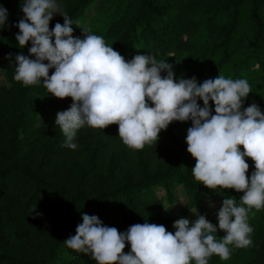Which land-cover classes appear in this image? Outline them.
I'll list each match as a JSON object with an SVG mask.
<instances>
[{"label": "trees", "instance_id": "obj_1", "mask_svg": "<svg viewBox=\"0 0 264 264\" xmlns=\"http://www.w3.org/2000/svg\"><path fill=\"white\" fill-rule=\"evenodd\" d=\"M23 2L0 0L8 11L7 26L0 28V58L12 54L3 71L6 85H0V264H97L90 253L64 243L83 214L119 232L148 222L174 233L173 222L181 217L194 221L198 213L218 225L223 199L240 204L242 192L208 189L192 175L195 160L185 143L191 121L171 122L142 150L125 146L115 124L85 125L73 140L78 148L66 147L55 116L69 108L71 98L53 97L42 82L24 86L14 79L15 56L29 55L31 47L28 42L20 48L15 39ZM56 2L62 11L53 15L50 30L67 14L75 37L83 38L84 30L102 36L125 60L136 54L165 60L174 79H246L250 93L242 109L255 102L264 113V0H103L96 8L97 0ZM245 160L250 177L254 162ZM215 197L221 205L206 211L204 203ZM248 223L253 245H229L228 260L214 254L208 264H264V208L253 209ZM224 234L218 230L217 239ZM129 251L126 243L123 252Z\"/></svg>", "mask_w": 264, "mask_h": 264}, {"label": "clouds", "instance_id": "obj_2", "mask_svg": "<svg viewBox=\"0 0 264 264\" xmlns=\"http://www.w3.org/2000/svg\"><path fill=\"white\" fill-rule=\"evenodd\" d=\"M21 11L23 18L14 25L19 29L15 39L20 48L28 42L31 47L29 55L15 56L14 79L24 86L42 82L53 97L71 98L69 108L55 116L66 147L78 148L73 140L85 125L104 129L115 124L125 146L142 150L157 142L158 134L171 122L191 121L185 143L195 160V180L208 189L243 193L239 205L233 198L223 199L218 225L197 213L194 221L175 220L174 233L148 222L119 232L97 216L83 214L75 235L64 240L66 247L90 253L97 264H208L214 254L228 260L229 245L251 247L254 229L248 223L249 213L264 208V113L255 102L242 109L250 93L247 80L223 75L202 83L195 76L174 79L173 66L165 60L150 54L125 60L102 36L84 30L83 38L75 37L67 14L61 15L63 24L57 22L50 30L53 15L60 13L56 0H24ZM7 20L8 11L0 5V28L7 26ZM50 69L54 71L49 76ZM245 157L254 162L250 177ZM218 230L225 233L220 239ZM126 243L130 245L127 254L123 252Z\"/></svg>", "mask_w": 264, "mask_h": 264}, {"label": "rangeland", "instance_id": "obj_3", "mask_svg": "<svg viewBox=\"0 0 264 264\" xmlns=\"http://www.w3.org/2000/svg\"><path fill=\"white\" fill-rule=\"evenodd\" d=\"M103 0H97L94 8H96L99 4H101ZM60 5V13L62 11V6L61 3L57 2ZM59 13V14H60ZM59 14H54V15H59ZM6 56H2L0 58V85H6L5 77L3 74L4 69L8 66L9 64V59L5 58ZM179 197L181 198L180 200H185L184 196L181 193H178ZM221 205L218 197H215L207 202L204 203V209L209 212H213L215 208L219 207Z\"/></svg>", "mask_w": 264, "mask_h": 264}]
</instances>
